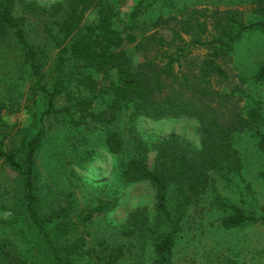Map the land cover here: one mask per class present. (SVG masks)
Here are the masks:
<instances>
[{"label":"trees","instance_id":"trees-1","mask_svg":"<svg viewBox=\"0 0 264 264\" xmlns=\"http://www.w3.org/2000/svg\"><path fill=\"white\" fill-rule=\"evenodd\" d=\"M249 5L250 19L236 8L184 7L156 15L146 25L137 18V6L123 20L107 0H0V56L5 51L26 66L28 91L31 98L37 96L38 105L30 116L33 125L39 124L8 144L0 138L1 164L15 175V208L9 217H0V223L12 227L9 236L0 230V264H73L90 248L78 227L116 207L115 197L99 199L73 219L75 198L55 197L54 207L40 211L36 155L45 135L42 121L49 117H64L74 128L88 122L119 127L104 130V147L120 157V179L147 181L154 190L153 221L136 208L129 212L124 230L126 235L149 236L150 264L169 263L187 206L206 190L212 193L209 207L220 213V227L264 223V213H247L216 194L210 175L240 177L243 163L233 142L241 134L264 149V116L257 106L244 103V78L235 75L232 82L227 69L233 45L245 31L264 34V0H250ZM90 9L96 17L85 21ZM124 43L133 44L142 59L134 62ZM192 48H203V55L189 57ZM253 79L264 80V61ZM60 97L63 103L57 104ZM97 99L103 104L95 110ZM17 106L11 96L0 99V113ZM159 118L194 120L197 147L178 137L149 141L138 120ZM124 150L128 154L123 157ZM82 152L83 162L92 159V149ZM149 152L153 162L148 168ZM121 253L117 245L110 247L106 263Z\"/></svg>","mask_w":264,"mask_h":264},{"label":"rangeland","instance_id":"rangeland-1","mask_svg":"<svg viewBox=\"0 0 264 264\" xmlns=\"http://www.w3.org/2000/svg\"><path fill=\"white\" fill-rule=\"evenodd\" d=\"M49 4L55 0H37ZM119 12V18L126 19L130 10L137 6V18L149 21L156 15L174 13L177 8L208 7L210 9L236 8L250 19V0H107ZM148 1L150 3L147 5ZM96 17L94 9L84 15L85 21ZM141 26V25H140ZM186 36H184V39ZM131 43H124L130 51L134 62L142 59L140 52L133 51ZM0 56V99L8 96L18 102L12 112L1 110L0 138L8 144L18 140L21 135L33 131L30 113L38 107L29 94V76L25 65L16 61L10 53ZM191 55L201 57L203 48H192ZM264 61V34L258 30L245 31L233 45L228 73L244 78L240 86L241 96L247 105H255L264 116V80L254 81L256 67ZM47 72H49L47 70ZM63 103L60 97L57 104ZM243 101H240L242 104ZM101 99L95 100L93 109L102 107ZM40 105V104H39ZM119 116V120H121ZM42 125L46 128L42 144L36 155V185L39 195L40 211L54 207L56 201L69 197L75 198L73 219L80 210L95 204L99 199L116 198V207L106 211L80 225V233L85 235L89 246V257L80 256L73 259V264H107L106 256L110 247L117 245L122 253L110 264H150V238L147 234L126 235L125 222L129 212L143 209L149 221L154 219V190L147 181L125 183L118 175V155H110L104 147L105 131L118 129L117 125H103L88 122L81 127L72 126L64 117L44 118ZM105 126L106 129H103ZM141 134L150 139L154 137H178L191 146L197 147L195 132L196 122L185 118L139 119ZM260 129L264 132V126ZM254 139L248 134L239 135L233 142L243 168L240 177L227 174L220 177L210 172L216 194L250 214L264 213V149L255 146ZM93 150L92 159L83 162L81 150ZM128 154L124 150L123 157ZM80 160V161H79ZM79 162V164H78ZM153 152H149L145 161L151 167ZM77 163V164H76ZM263 173V175H260ZM14 173L3 166L0 161V217H9L15 208ZM78 178V179H77ZM211 192L206 190L194 204L187 206L180 222L168 264H264V223H245L239 227L224 229L218 225L219 211L209 207ZM58 199V200H57ZM61 202V201H60ZM170 202V199H168ZM162 229L165 223L160 222ZM121 226V230L118 227ZM12 227L0 223L1 235L9 236ZM100 241V243H99Z\"/></svg>","mask_w":264,"mask_h":264}]
</instances>
